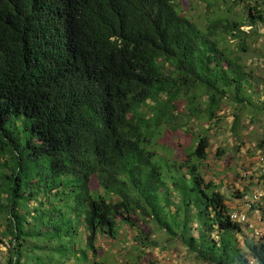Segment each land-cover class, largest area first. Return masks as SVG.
Instances as JSON below:
<instances>
[{
    "label": "trees",
    "instance_id": "obj_1",
    "mask_svg": "<svg viewBox=\"0 0 264 264\" xmlns=\"http://www.w3.org/2000/svg\"><path fill=\"white\" fill-rule=\"evenodd\" d=\"M236 1L247 15L203 28L176 0H0V264H106L96 245L118 219H152L198 264H264V237L202 172L208 132L183 162L156 150L182 99L210 125L226 100L252 105L226 40L249 48L264 0ZM249 211L264 217V201Z\"/></svg>",
    "mask_w": 264,
    "mask_h": 264
},
{
    "label": "rangeland",
    "instance_id": "obj_2",
    "mask_svg": "<svg viewBox=\"0 0 264 264\" xmlns=\"http://www.w3.org/2000/svg\"><path fill=\"white\" fill-rule=\"evenodd\" d=\"M181 11L193 18L203 28H206L212 20L218 16L228 19H236L243 16L242 5L236 0H217L215 7H210L202 0H176ZM255 14V12H253ZM245 15V16H246ZM243 30L251 32L250 27ZM260 35H252L248 41L249 48L238 51L239 41L231 37L227 38L226 45L239 55L241 63L245 66L247 74L246 89L251 98L252 105L238 104L233 100H226L223 111L218 113L213 124L207 122L205 106L198 105V111L192 114L186 100L179 101V107L175 111L172 123L164 124L162 134L157 136L156 150L168 160V164L174 161L183 162L186 152L195 144V138L200 133L208 132L211 139V147L208 158L204 161L202 172L206 180L214 181L220 186L221 191L228 198L231 209L245 211L250 200L256 192L262 193L264 201V162L259 160L260 145H264V24H258ZM235 115L239 120L235 124ZM223 152L220 154L219 151ZM259 151V152H258ZM259 179L262 184H259ZM170 183V181H169ZM91 188L93 192L102 193L98 181L93 178ZM174 202H177L173 198ZM174 211V208H171ZM263 213V212H262ZM262 213L249 211V228L251 235L253 230L264 226ZM119 235L112 239L107 235H100L97 248L99 259L106 264H198L190 256L186 249L177 242H168L164 231L158 229L157 223L152 219L141 220L137 226L128 227L118 219ZM140 230L151 231V239L155 247L139 249L136 236ZM7 251L5 245H0V260ZM143 252L149 253L146 256ZM170 258L168 261L167 259Z\"/></svg>",
    "mask_w": 264,
    "mask_h": 264
},
{
    "label": "built area",
    "instance_id": "obj_3",
    "mask_svg": "<svg viewBox=\"0 0 264 264\" xmlns=\"http://www.w3.org/2000/svg\"><path fill=\"white\" fill-rule=\"evenodd\" d=\"M259 160L261 162H264V153H260ZM261 197H262V193L256 192L253 198L251 199L250 204L247 205V209L245 211L236 210V209L233 210L230 214L231 219L236 222L242 223V224L248 223L249 222L248 210H250L252 207V204H254L255 202H258L261 199ZM254 232L257 238H263L264 237V226L261 229H255ZM169 259L170 258H168L167 261Z\"/></svg>",
    "mask_w": 264,
    "mask_h": 264
}]
</instances>
